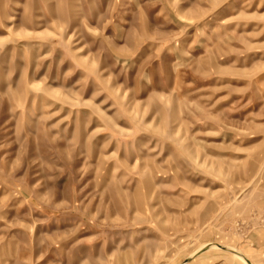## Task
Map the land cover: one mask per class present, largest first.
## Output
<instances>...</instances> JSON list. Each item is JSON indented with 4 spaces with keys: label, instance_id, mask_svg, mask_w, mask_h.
Instances as JSON below:
<instances>
[{
    "label": "rangeland",
    "instance_id": "374dc122",
    "mask_svg": "<svg viewBox=\"0 0 264 264\" xmlns=\"http://www.w3.org/2000/svg\"><path fill=\"white\" fill-rule=\"evenodd\" d=\"M204 248L264 264V0H0V264Z\"/></svg>",
    "mask_w": 264,
    "mask_h": 264
},
{
    "label": "crops",
    "instance_id": "0c3cea01",
    "mask_svg": "<svg viewBox=\"0 0 264 264\" xmlns=\"http://www.w3.org/2000/svg\"><path fill=\"white\" fill-rule=\"evenodd\" d=\"M257 224H259V222H258ZM260 231H263V229H261ZM207 251H208V250H206V251H204V252H202V253H199L198 255H196V258H195V259L190 260V261H188V262H184V263H185V264H194V263L196 262V259L201 258V256H202L203 254H205Z\"/></svg>",
    "mask_w": 264,
    "mask_h": 264
},
{
    "label": "bare ground",
    "instance_id": "6f19581e",
    "mask_svg": "<svg viewBox=\"0 0 264 264\" xmlns=\"http://www.w3.org/2000/svg\"><path fill=\"white\" fill-rule=\"evenodd\" d=\"M233 254L235 255L236 258H238V259H235L236 261L241 260V261L243 262L244 258H243V256H242V254H240V253H238V252H236V251L233 252ZM241 261H240V262H241ZM238 262H239V261H238ZM242 262H241V263H242ZM245 263H246V261H245Z\"/></svg>",
    "mask_w": 264,
    "mask_h": 264
},
{
    "label": "water",
    "instance_id": "95a60500",
    "mask_svg": "<svg viewBox=\"0 0 264 264\" xmlns=\"http://www.w3.org/2000/svg\"><path fill=\"white\" fill-rule=\"evenodd\" d=\"M206 250H208V248H204V249H202L201 251H200V253H202V252H204V251H206ZM189 261V260H188ZM188 261H186V262H188Z\"/></svg>",
    "mask_w": 264,
    "mask_h": 264
}]
</instances>
